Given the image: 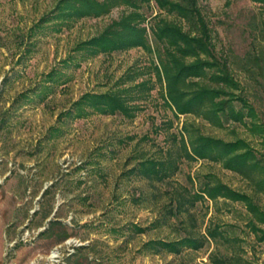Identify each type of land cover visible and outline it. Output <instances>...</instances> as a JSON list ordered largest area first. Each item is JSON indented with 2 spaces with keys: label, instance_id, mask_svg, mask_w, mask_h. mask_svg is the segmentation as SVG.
I'll list each match as a JSON object with an SVG mask.
<instances>
[{
  "label": "rangeland",
  "instance_id": "obj_1",
  "mask_svg": "<svg viewBox=\"0 0 264 264\" xmlns=\"http://www.w3.org/2000/svg\"><path fill=\"white\" fill-rule=\"evenodd\" d=\"M59 1L0 0V264H213L219 255L238 258L236 264H264V240L251 231L242 202H188L203 182L220 180L264 211V191L247 178L219 162L183 156L162 181L137 169L145 159H164L167 150L180 153L172 137L183 122L225 141L243 138L264 160V75L252 77L241 67L248 54L264 50V8L250 0H198L215 50L241 84L236 92L254 110L245 124L224 119L216 126L190 114L173 116L145 50L88 58L75 50L119 18L123 6L63 21L56 15ZM143 11L147 26L157 13L172 18L154 0ZM136 71L143 74L127 79ZM149 77L153 88L133 101L140 108L132 117L89 106L77 116L74 104L84 94L114 92ZM233 104L246 113L240 101ZM251 122L263 130L252 131ZM179 194L187 210L172 215ZM213 227L221 236L208 237L198 249L156 252L148 244L202 239Z\"/></svg>",
  "mask_w": 264,
  "mask_h": 264
},
{
  "label": "trees",
  "instance_id": "obj_2",
  "mask_svg": "<svg viewBox=\"0 0 264 264\" xmlns=\"http://www.w3.org/2000/svg\"><path fill=\"white\" fill-rule=\"evenodd\" d=\"M250 1L264 8V0ZM154 3L159 12H166L172 18L157 13L154 22L145 25L147 17L143 9L145 5L149 7L150 0H60L56 15L63 21L96 18L108 14L114 7L123 6L125 11L119 18L111 20L96 35L77 43L75 50L82 53L83 58L139 47L151 55L150 67L155 80L161 85L160 96L174 117L190 114L216 126H222L224 119L245 124V116L254 114L253 107L236 92L241 89V84L234 77L228 58L215 50L209 20L202 12L198 0H154ZM261 36L264 39V20ZM262 60L264 50L258 54H248L241 67L252 77L256 73L263 76ZM142 74L136 71L128 75L127 79L133 81ZM152 88L153 82L149 77L122 86L114 92L86 93L74 104L78 109L77 116L88 113L85 106H89L98 113H120L124 117H132L140 108L133 101L147 98ZM234 100L240 101L242 107L247 108L246 113L243 109L235 108ZM250 129L263 130L254 122H251ZM172 138L178 140L180 153L172 156V152L167 150L164 159H145L139 162L137 169L143 176L162 181L178 169V160L183 156L191 161L219 162L223 168L247 178L258 191H264V160L257 157L245 139L225 141L205 135L197 125L187 122L182 123L179 136L173 135ZM181 197L179 194L174 198L170 210L172 215L187 210ZM220 198L242 202L251 216L247 222L251 231L258 240H264V228L259 226H264V211L247 193L235 190L220 180L205 181L196 192L189 193L188 202L192 205L197 200L215 202ZM218 233L221 236L213 227L207 230L202 239L185 236L171 241L153 240L148 244L156 252L165 249L179 253L185 246L200 248L208 237L215 240ZM237 260L232 256L219 255L212 263L236 264Z\"/></svg>",
  "mask_w": 264,
  "mask_h": 264
}]
</instances>
